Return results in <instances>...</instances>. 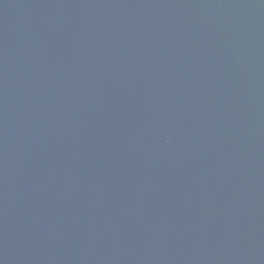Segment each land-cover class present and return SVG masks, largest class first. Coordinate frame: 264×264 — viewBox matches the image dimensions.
<instances>
[{"label":"water","instance_id":"obj_1","mask_svg":"<svg viewBox=\"0 0 264 264\" xmlns=\"http://www.w3.org/2000/svg\"><path fill=\"white\" fill-rule=\"evenodd\" d=\"M0 264H264V0H0Z\"/></svg>","mask_w":264,"mask_h":264}]
</instances>
